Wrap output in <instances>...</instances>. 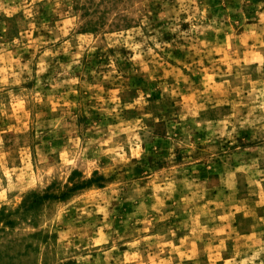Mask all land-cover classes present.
I'll use <instances>...</instances> for the list:
<instances>
[{
    "label": "rangeland",
    "instance_id": "1",
    "mask_svg": "<svg viewBox=\"0 0 264 264\" xmlns=\"http://www.w3.org/2000/svg\"><path fill=\"white\" fill-rule=\"evenodd\" d=\"M0 264H264V0H0Z\"/></svg>",
    "mask_w": 264,
    "mask_h": 264
}]
</instances>
